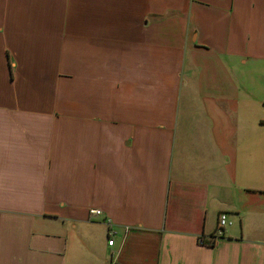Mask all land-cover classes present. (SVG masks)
I'll use <instances>...</instances> for the list:
<instances>
[{
    "label": "crops",
    "instance_id": "crops-1",
    "mask_svg": "<svg viewBox=\"0 0 264 264\" xmlns=\"http://www.w3.org/2000/svg\"><path fill=\"white\" fill-rule=\"evenodd\" d=\"M263 64L264 0H0V264H264Z\"/></svg>",
    "mask_w": 264,
    "mask_h": 264
},
{
    "label": "built area",
    "instance_id": "built-area-1",
    "mask_svg": "<svg viewBox=\"0 0 264 264\" xmlns=\"http://www.w3.org/2000/svg\"><path fill=\"white\" fill-rule=\"evenodd\" d=\"M90 215L91 216H99L102 214V212L100 210H90ZM230 221L228 219V215L225 212H222L219 214L218 217V229L222 230L226 225H229ZM108 229H109V235L111 236V238H109L108 240V245L109 246H113L114 245V236L116 234L115 229L110 225V222H108ZM129 231V228H125V233ZM212 241V240H211ZM201 242H204L203 240H201Z\"/></svg>",
    "mask_w": 264,
    "mask_h": 264
},
{
    "label": "rangeland",
    "instance_id": "rangeland-1",
    "mask_svg": "<svg viewBox=\"0 0 264 264\" xmlns=\"http://www.w3.org/2000/svg\"><path fill=\"white\" fill-rule=\"evenodd\" d=\"M258 92H259V97L262 100L264 98V64L262 65L261 68V75H260V79H259V88H258ZM260 120H264V107L261 106V111H260ZM259 133H260V139L264 140V123L260 124V129H259Z\"/></svg>",
    "mask_w": 264,
    "mask_h": 264
}]
</instances>
